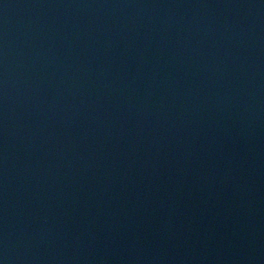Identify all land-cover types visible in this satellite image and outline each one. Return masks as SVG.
I'll list each match as a JSON object with an SVG mask.
<instances>
[{
  "label": "water",
  "instance_id": "water-1",
  "mask_svg": "<svg viewBox=\"0 0 264 264\" xmlns=\"http://www.w3.org/2000/svg\"><path fill=\"white\" fill-rule=\"evenodd\" d=\"M0 264H264V0H0Z\"/></svg>",
  "mask_w": 264,
  "mask_h": 264
}]
</instances>
